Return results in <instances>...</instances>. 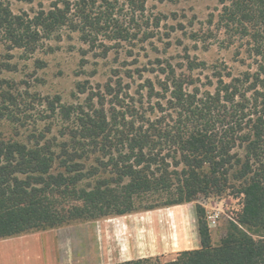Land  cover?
<instances>
[{"label":"trees","instance_id":"16d2710c","mask_svg":"<svg viewBox=\"0 0 264 264\" xmlns=\"http://www.w3.org/2000/svg\"><path fill=\"white\" fill-rule=\"evenodd\" d=\"M145 1L50 0L47 8L20 13L0 1V40L26 55L63 31L77 32L104 54L122 43L133 47L150 34ZM218 2L215 26L209 19L201 36L210 38L215 28L227 44L240 40L249 69L228 72V79L214 71L213 90H202L192 73L204 62L188 59L179 71L159 63L151 70L161 75L159 91L146 79L148 102L141 94L123 96L119 80L104 90L78 84L85 97L75 102L47 98L46 128L24 140L0 139V239L201 196L228 197L239 207L216 244L197 203L198 248L166 261L148 256L108 264H264V0Z\"/></svg>","mask_w":264,"mask_h":264},{"label":"rangeland","instance_id":"374dc122","mask_svg":"<svg viewBox=\"0 0 264 264\" xmlns=\"http://www.w3.org/2000/svg\"><path fill=\"white\" fill-rule=\"evenodd\" d=\"M0 1L14 13L32 12L40 5L47 8L50 3V0ZM144 8L143 18L147 17L150 25L145 29L149 36L133 47L127 43L112 46L106 54L101 48L83 43L77 32L63 31L59 39L45 41L31 55L19 48H8L0 40V109L4 112L0 119V139L24 140L31 131L46 128L49 119L42 117L47 114L43 102L54 96L64 103L82 100L85 95L77 92L78 84L87 91L104 90L107 83L116 85L119 80L123 96L126 92L138 100L141 94L148 102L152 92L146 79L159 91L157 77L161 75L151 72L159 68V63L166 66L171 62L179 71V66L184 68L188 59L204 62V69L198 67L192 73L199 78L196 84L202 90H213L214 85L210 84L217 80L214 71L228 79V72L237 76L249 69L247 47L240 40L227 44L224 32L215 28L210 38L201 36L200 29H207L209 19L215 26L220 9L218 0H146ZM194 31L199 33L197 40L191 37ZM155 100L156 96L151 102ZM197 203L205 208L211 242L216 244L225 231L226 220L239 207L236 199L201 196L193 202L75 221L2 238L0 256L7 262L14 257L11 264H108L148 256L170 260L179 251L200 245ZM22 241L26 247L19 253L17 249Z\"/></svg>","mask_w":264,"mask_h":264},{"label":"crops","instance_id":"0c3cea01","mask_svg":"<svg viewBox=\"0 0 264 264\" xmlns=\"http://www.w3.org/2000/svg\"><path fill=\"white\" fill-rule=\"evenodd\" d=\"M120 216H122V215H120ZM197 233H198V232H197ZM198 237H199V236H198ZM21 243H22V244H20V246H19V253H21L20 251H22V247H23V248L26 247V245H24L25 242L22 241ZM3 244H4V243H3ZM5 244L9 245V243H5ZM12 244H14V243H12ZM7 245H6V246H7ZM199 246H200V245H199ZM199 246H196V247L198 248ZM4 247H5V246H4ZM196 247H195V248H196ZM19 255H20V254H19ZM19 255H18V256H19ZM18 256H16V257H18ZM2 257H3V256H2ZM12 258H14V257H11L10 262L12 261ZM7 261H8V260L4 261V260L1 258V256H0V264H7V263H8V264H11L10 262H7Z\"/></svg>","mask_w":264,"mask_h":264},{"label":"bare ground","instance_id":"6f19581e","mask_svg":"<svg viewBox=\"0 0 264 264\" xmlns=\"http://www.w3.org/2000/svg\"><path fill=\"white\" fill-rule=\"evenodd\" d=\"M150 220V219H149ZM168 220V219H167ZM185 220V219H184ZM170 221H171V219H170ZM187 222V221H186ZM159 225V224H158ZM185 226V225H184ZM149 228V227H148ZM191 229V228H190ZM161 237V236H160ZM15 247V246H14ZM10 248V247H9ZM13 249V248H12ZM11 249V250H12ZM9 250V249H8ZM17 251H19V249H17Z\"/></svg>","mask_w":264,"mask_h":264},{"label":"built area","instance_id":"2783aa9c","mask_svg":"<svg viewBox=\"0 0 264 264\" xmlns=\"http://www.w3.org/2000/svg\"><path fill=\"white\" fill-rule=\"evenodd\" d=\"M215 222H216L215 219H213V220H212V223L215 224Z\"/></svg>","mask_w":264,"mask_h":264}]
</instances>
